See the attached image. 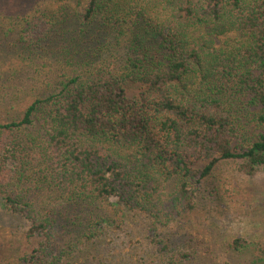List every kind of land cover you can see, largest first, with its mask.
Returning a JSON list of instances; mask_svg holds the SVG:
<instances>
[{
	"label": "trees",
	"instance_id": "obj_1",
	"mask_svg": "<svg viewBox=\"0 0 264 264\" xmlns=\"http://www.w3.org/2000/svg\"><path fill=\"white\" fill-rule=\"evenodd\" d=\"M52 1L16 51L52 75L0 120V200L39 239L19 264H62L125 213L165 264H193L158 228L194 212L221 162L264 170V0Z\"/></svg>",
	"mask_w": 264,
	"mask_h": 264
},
{
	"label": "rangeland",
	"instance_id": "obj_2",
	"mask_svg": "<svg viewBox=\"0 0 264 264\" xmlns=\"http://www.w3.org/2000/svg\"><path fill=\"white\" fill-rule=\"evenodd\" d=\"M57 4L52 0H0V120L14 117L22 99L35 93L39 82L47 81L49 70L52 75V63L21 60L22 54L18 58L16 51L22 46L17 33L23 18L33 11L57 9ZM135 92L129 91L128 96ZM237 165L221 162L202 183L194 212L158 228L172 253L194 250L193 264H225L231 258L228 243L242 238L250 244L239 252L240 263L264 264V170L246 176L238 172ZM149 224L143 216L125 213L119 230L105 227L99 238L83 243L62 264H165L166 256L149 242ZM28 228L23 219L5 211L0 200V264H19L20 258L36 248L39 239L28 238ZM237 258L230 264H240Z\"/></svg>",
	"mask_w": 264,
	"mask_h": 264
}]
</instances>
